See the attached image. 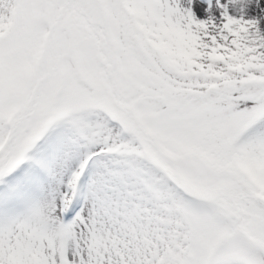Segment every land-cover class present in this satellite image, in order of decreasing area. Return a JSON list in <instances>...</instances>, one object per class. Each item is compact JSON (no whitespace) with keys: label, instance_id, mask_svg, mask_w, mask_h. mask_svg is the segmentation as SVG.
<instances>
[{"label":"snow or ice","instance_id":"6c2138e0","mask_svg":"<svg viewBox=\"0 0 264 264\" xmlns=\"http://www.w3.org/2000/svg\"><path fill=\"white\" fill-rule=\"evenodd\" d=\"M242 2L0 0V264H264Z\"/></svg>","mask_w":264,"mask_h":264},{"label":"rangeland","instance_id":"374dc122","mask_svg":"<svg viewBox=\"0 0 264 264\" xmlns=\"http://www.w3.org/2000/svg\"><path fill=\"white\" fill-rule=\"evenodd\" d=\"M221 4H227L228 0H219ZM211 5V12L213 15L218 16L217 0H196V11L201 18H207L205 9ZM247 8V15L249 17H264V0H243L242 3L235 5H229V12L235 14L239 12L241 8ZM235 11V12H234Z\"/></svg>","mask_w":264,"mask_h":264}]
</instances>
